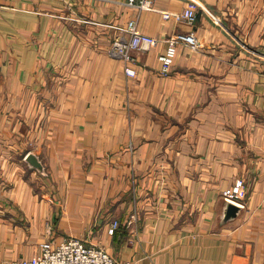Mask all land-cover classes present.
Returning a JSON list of instances; mask_svg holds the SVG:
<instances>
[{"label": "crops", "instance_id": "1", "mask_svg": "<svg viewBox=\"0 0 264 264\" xmlns=\"http://www.w3.org/2000/svg\"><path fill=\"white\" fill-rule=\"evenodd\" d=\"M149 1L0 0V259L78 236L133 264H264V0ZM191 2L194 24L163 15ZM131 20L159 38L134 75L109 53ZM175 32L200 45L163 74Z\"/></svg>", "mask_w": 264, "mask_h": 264}, {"label": "built area", "instance_id": "2", "mask_svg": "<svg viewBox=\"0 0 264 264\" xmlns=\"http://www.w3.org/2000/svg\"><path fill=\"white\" fill-rule=\"evenodd\" d=\"M144 5L150 4L149 0H142ZM165 17H176L194 24L198 17L197 4L191 2L181 11H163ZM115 34L109 53L125 61V70L129 75H134L136 69L132 66L135 61V52L153 47L159 42V38L139 29L135 20H131L124 27H119ZM167 49L160 55L162 63L161 72L169 74L173 63L177 46L185 41L193 47L200 45L193 32H175L166 37ZM245 181L238 178L230 187H227L223 194L230 201H237L242 194ZM119 226V221L113 219L109 231L114 233ZM0 264H133L130 261H118L103 246L88 243L84 238L68 236L61 241L53 239L43 241L38 251L30 257H5L0 259Z\"/></svg>", "mask_w": 264, "mask_h": 264}]
</instances>
